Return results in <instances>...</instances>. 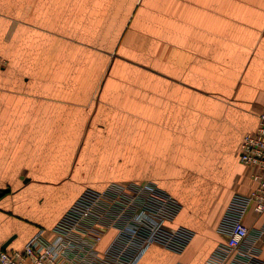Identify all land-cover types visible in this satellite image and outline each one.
Masks as SVG:
<instances>
[{
	"label": "crops",
	"instance_id": "1",
	"mask_svg": "<svg viewBox=\"0 0 264 264\" xmlns=\"http://www.w3.org/2000/svg\"><path fill=\"white\" fill-rule=\"evenodd\" d=\"M0 56V246L86 188L148 181L193 234L138 264H203L253 187L237 152L264 107V0H0ZM242 221L254 237L264 211Z\"/></svg>",
	"mask_w": 264,
	"mask_h": 264
},
{
	"label": "built area",
	"instance_id": "2",
	"mask_svg": "<svg viewBox=\"0 0 264 264\" xmlns=\"http://www.w3.org/2000/svg\"><path fill=\"white\" fill-rule=\"evenodd\" d=\"M237 153L253 187L232 197L220 228L224 239L203 264H262L264 228L252 237L242 216L249 208L264 211V107ZM86 190L47 232L37 230L19 249L0 246V264H138L153 243L177 253L192 237L186 227L166 228L181 206L151 182ZM107 231L113 234L104 240Z\"/></svg>",
	"mask_w": 264,
	"mask_h": 264
},
{
	"label": "rangeland",
	"instance_id": "3",
	"mask_svg": "<svg viewBox=\"0 0 264 264\" xmlns=\"http://www.w3.org/2000/svg\"><path fill=\"white\" fill-rule=\"evenodd\" d=\"M3 62H4V60H3L2 57L0 56V65H2ZM132 182H136V183H144V182H148V181H126V182H115V183H119V184H122V185H123V184L128 185L129 183H132ZM112 183H113V182H112ZM148 183H149V182H148ZM108 184H110V183H108ZM108 184H107V185H108ZM107 185H106V186H107ZM106 186H104V187H106ZM86 189H87V188H86ZM86 189H84V190H83V191L77 196V198L71 203V205H72L74 202H76V200H77L80 196H82V194H83L84 192L87 191ZM102 189H104V188H102ZM102 189H99V190H102ZM95 190H96V189H95ZM71 205H70V206H71ZM70 206L65 210V212L70 208ZM65 212H64V213H65ZM64 213H63V214H64ZM63 214H62V215H63ZM60 218H61V217H60ZM58 220H59V219H58ZM58 220H57V221H58ZM57 221H56V222H57ZM56 222H55V223H56ZM37 230H43V231H46V232L48 231V230H46V229H44V228H38ZM37 230H36V231H37ZM34 233H35V232H34ZM105 234H106V236H105V239H104V240H107V238H109V237L112 236L113 232H109V231H107ZM30 237H31V236H30Z\"/></svg>",
	"mask_w": 264,
	"mask_h": 264
},
{
	"label": "water",
	"instance_id": "4",
	"mask_svg": "<svg viewBox=\"0 0 264 264\" xmlns=\"http://www.w3.org/2000/svg\"><path fill=\"white\" fill-rule=\"evenodd\" d=\"M0 192H2V190L0 189ZM9 243V240L4 242L2 245H1V248H6L7 244Z\"/></svg>",
	"mask_w": 264,
	"mask_h": 264
}]
</instances>
